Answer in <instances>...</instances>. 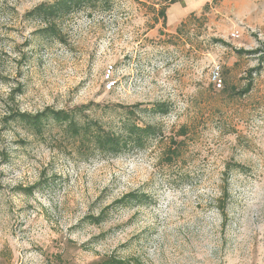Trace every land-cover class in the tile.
<instances>
[{"label": "rangeland", "instance_id": "obj_1", "mask_svg": "<svg viewBox=\"0 0 264 264\" xmlns=\"http://www.w3.org/2000/svg\"><path fill=\"white\" fill-rule=\"evenodd\" d=\"M53 1L0 0V264H97L111 255L264 264V64L253 90L236 95L260 64L236 51H264V0H112L110 10L61 21V39L26 16ZM157 103L169 114L133 120L161 133L116 156L59 127L39 138L8 121L17 110L89 106L87 117L118 130L128 118L113 105ZM34 185L32 195L20 190ZM129 193L150 201L114 210L101 226L85 221Z\"/></svg>", "mask_w": 264, "mask_h": 264}, {"label": "trees", "instance_id": "obj_2", "mask_svg": "<svg viewBox=\"0 0 264 264\" xmlns=\"http://www.w3.org/2000/svg\"><path fill=\"white\" fill-rule=\"evenodd\" d=\"M112 5V0H54L52 3L44 2L37 5L26 16L40 21L42 25L40 32L43 35L61 39L59 29L61 21L86 8L98 9L101 6L105 10H110ZM166 11V7H161L157 10L158 17L163 20L164 25L167 22ZM216 42L228 46L225 41L218 40ZM236 53L239 55H259V66L249 71L245 87L242 90L236 91V95L243 97L253 90V75L254 72H260L263 67L264 51L262 49L254 51L239 50ZM113 108L124 110L128 118L124 123H121V127L118 130L112 127H105L97 120L89 116L87 117L86 112L89 110V106L75 107L70 110H56L52 107H47L36 114L17 110L10 113L8 121L22 123L39 138H43L47 133H52L51 128L53 126L59 127L64 130L69 139L82 142L81 144L88 143L90 150L116 156L131 147L144 146L148 140L157 137L161 133L156 125L151 123L140 124L135 122L133 118H139L145 112L153 115H167L171 111V106L168 103H157L149 110L141 108L140 104L132 107L113 105ZM181 132L183 136L188 134L186 127H183ZM170 150L172 151V155L177 156L178 149L172 146ZM169 161H171V157H169ZM235 166L237 168L240 167V165ZM37 187L38 185H34L29 188H20V190L25 192V194L32 195ZM149 201L150 196L147 194L129 193L102 209L98 215H89L85 218V221H88L92 225L101 226L109 221L114 210L131 207L134 204L143 206ZM221 212H225L224 207L221 208ZM97 264L143 263L137 258L123 259L111 255L102 259Z\"/></svg>", "mask_w": 264, "mask_h": 264}, {"label": "built area", "instance_id": "obj_3", "mask_svg": "<svg viewBox=\"0 0 264 264\" xmlns=\"http://www.w3.org/2000/svg\"><path fill=\"white\" fill-rule=\"evenodd\" d=\"M232 36L237 38V37H239V33H233ZM214 83H215V86L218 87L219 89H221L223 87V81L220 78L219 74H216L214 76Z\"/></svg>", "mask_w": 264, "mask_h": 264}]
</instances>
